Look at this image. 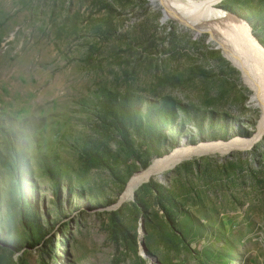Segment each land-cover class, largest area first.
Instances as JSON below:
<instances>
[{
	"label": "rangeland",
	"instance_id": "rangeland-1",
	"mask_svg": "<svg viewBox=\"0 0 264 264\" xmlns=\"http://www.w3.org/2000/svg\"><path fill=\"white\" fill-rule=\"evenodd\" d=\"M175 2L180 19L171 0H0V264H264V71L238 29ZM210 7L264 48V0ZM236 137L253 141L189 154L120 201L155 159Z\"/></svg>",
	"mask_w": 264,
	"mask_h": 264
},
{
	"label": "bare ground",
	"instance_id": "bare-ground-1",
	"mask_svg": "<svg viewBox=\"0 0 264 264\" xmlns=\"http://www.w3.org/2000/svg\"><path fill=\"white\" fill-rule=\"evenodd\" d=\"M171 1L173 5L172 11H171L172 15L177 19L184 17L183 15H181L182 13H180L179 11H178L179 14L175 12L177 11L175 10L177 8V3L175 2L176 0H171ZM216 1L217 0H200V3H202L201 5L206 10L205 12H203L206 16V19L209 18L208 17L209 15H212V16L215 15L214 17L222 21L221 24L227 25V29L229 31L231 30V27H235L236 29H238L240 31V36H239L240 42L235 40L238 48L241 47L240 48L241 51H243V53L248 56V59H250V61L255 63L259 67L260 70L264 71V48L259 43H257L256 40L249 34L248 26L245 24L244 21L233 17L231 14L222 13L220 11H216L217 9L215 10L211 8L210 7L211 4ZM197 21L198 23L190 24V26L196 28L199 31L206 30V29L209 30L211 37L214 38L216 41L217 47H220L224 55L228 59H230L237 67H239L243 73H245V75L248 78V82H251L249 83L250 86L253 89L254 88L256 89L257 86H259V84H257V86L255 85V82L257 81V79H255L250 74V72L246 70L245 66L242 65V61L239 59V56L235 52V49L231 48L228 45V43H225L222 40V38L216 32V26L215 25H214L215 27L213 25L208 26V24L204 23V21L202 22L199 19ZM261 90L262 89L260 88V90L258 92H255L252 96L253 100L255 101L254 104L255 105L257 104L261 107V117L259 120L257 134L255 135V137H258L264 131V99H262L263 96H262ZM252 141L253 139H241V138L236 137V138H233L231 142L225 143V144L222 142H206V143L202 142V143H198L195 146L182 147L178 151H175L174 153L164 158L155 159L145 170L138 172L129 178L120 196V201L128 200L132 196L136 187L141 182L146 180L148 177H150L153 174L159 175V173L164 168H166L168 165L186 157L189 154L211 152V151L224 152L233 147L244 148V147H248Z\"/></svg>",
	"mask_w": 264,
	"mask_h": 264
},
{
	"label": "trees",
	"instance_id": "trees-1",
	"mask_svg": "<svg viewBox=\"0 0 264 264\" xmlns=\"http://www.w3.org/2000/svg\"><path fill=\"white\" fill-rule=\"evenodd\" d=\"M160 209L162 210V213L167 221V223L172 227L174 225V216L173 211L167 208L165 205L160 204Z\"/></svg>",
	"mask_w": 264,
	"mask_h": 264
},
{
	"label": "water",
	"instance_id": "water-1",
	"mask_svg": "<svg viewBox=\"0 0 264 264\" xmlns=\"http://www.w3.org/2000/svg\"><path fill=\"white\" fill-rule=\"evenodd\" d=\"M236 18H238V17H236ZM243 21V20H242ZM246 24V23H245ZM247 25V24H246ZM248 26V25H247ZM249 28V27H248Z\"/></svg>",
	"mask_w": 264,
	"mask_h": 264
}]
</instances>
